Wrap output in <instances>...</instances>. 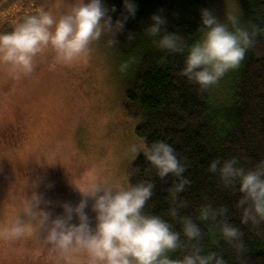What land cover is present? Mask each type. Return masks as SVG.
<instances>
[{"label":"clouds","instance_id":"9594fccd","mask_svg":"<svg viewBox=\"0 0 264 264\" xmlns=\"http://www.w3.org/2000/svg\"><path fill=\"white\" fill-rule=\"evenodd\" d=\"M115 11L114 6L111 9L106 6L105 0H80L71 12L59 19L43 9L34 15H26L12 31L0 32V62L8 64L14 77L19 78L32 71L34 56L49 45L66 62L77 57L87 58L90 44L99 40L103 33H111L114 37L109 44L117 43L116 33L135 16V0H123V12L113 22L109 13ZM200 17L198 30L201 37L191 45H187L181 35L168 33L164 29L166 18L159 14L151 16L144 34L153 38L156 46L169 55L186 52L180 75L203 91L217 84L229 71L237 69L253 46L257 33L264 30L254 28L249 31L241 25L239 17L232 14L221 22L209 9H202ZM128 39H133L131 34ZM128 66L129 62H125L120 70L126 71ZM130 151L133 154L142 152L160 180L174 178L166 198L175 204L191 181L184 175L186 165L174 148L165 141H155L151 145H131ZM207 171L218 176L225 189L239 194L236 207L240 210L241 224L264 222V160L246 169L235 157L212 159ZM154 188L151 180L127 187L94 185L86 194L93 198L94 227L84 211L85 200L75 208L63 205L64 215L51 219L50 213L40 207L46 203L43 196L33 191L23 211L35 223L17 219L4 229V234L8 238H20L31 227L39 226L46 231L45 240L54 251L64 255L83 251L87 254L88 264H226L218 252L204 253L199 244L203 232L197 223L216 222L218 217H223L218 222L220 238L226 242L241 241L237 250L243 247V233L229 222L228 209L224 206L203 205L194 220L189 215H180V208L186 207V202L180 201L168 210L171 219L178 218L180 231L174 230L161 216L146 212L145 206L154 195ZM73 214L78 223H71ZM182 237L187 244L182 242ZM177 250H183V255L172 258L170 253Z\"/></svg>","mask_w":264,"mask_h":264},{"label":"rangeland","instance_id":"374dc122","mask_svg":"<svg viewBox=\"0 0 264 264\" xmlns=\"http://www.w3.org/2000/svg\"><path fill=\"white\" fill-rule=\"evenodd\" d=\"M79 2L0 0V32L40 9L59 19ZM209 10L223 22L238 16V0H214ZM110 40L103 33L87 58L71 62L44 47L32 71L19 78L0 62V264H88L83 251H54L39 226L20 238L6 237L4 229L17 219L35 223L23 211L33 191L43 196L40 207L51 219L64 215L63 205L85 200L94 227L93 198L86 194L97 184L127 187V168L142 154L130 146L144 143L134 134L140 120L124 110L129 66L120 67L129 58ZM71 223H78L75 214Z\"/></svg>","mask_w":264,"mask_h":264},{"label":"trees","instance_id":"16d2710c","mask_svg":"<svg viewBox=\"0 0 264 264\" xmlns=\"http://www.w3.org/2000/svg\"><path fill=\"white\" fill-rule=\"evenodd\" d=\"M213 2L135 0V16L115 35L116 46L129 58H126L129 71L124 110L129 117L140 120L135 136L144 145L155 141L169 143L185 163L184 175L191 181L173 204L166 197L174 178L160 180L141 154L127 168V186L153 181L154 195L145 211L168 220L176 231L181 230V224L178 218L169 217L168 210L180 201L186 202V207L180 208V215H189L194 220L203 205L226 207L229 222L243 233V247L237 250L241 241L226 242L220 238L218 222L224 218L218 217L216 222L197 221L203 232L199 244L204 253L218 252L226 264H264V222L241 224L240 210L236 207L239 194L225 189L218 176L207 171L212 159L235 157L246 169L264 160V31L257 33L237 69L203 91L180 75L186 52L169 55L144 34L151 16L159 14L166 18L164 29L168 33L181 35L191 45L201 37L198 30L201 10L209 9ZM105 3L109 9L115 7V13H109L115 22L123 12V0H105ZM238 7L242 26L249 31L264 30V0H238ZM129 34L133 39H128ZM182 242L187 244L183 237ZM170 255L180 258L183 250Z\"/></svg>","mask_w":264,"mask_h":264},{"label":"flooded vegetation","instance_id":"af4514ba","mask_svg":"<svg viewBox=\"0 0 264 264\" xmlns=\"http://www.w3.org/2000/svg\"><path fill=\"white\" fill-rule=\"evenodd\" d=\"M13 131H15V130H13ZM4 135H6V133H4ZM10 135V134H9Z\"/></svg>","mask_w":264,"mask_h":264}]
</instances>
